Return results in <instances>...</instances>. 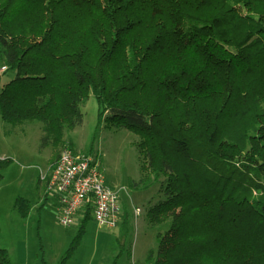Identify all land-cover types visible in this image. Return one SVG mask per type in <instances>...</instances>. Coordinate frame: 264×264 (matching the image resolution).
<instances>
[{
    "label": "trees",
    "instance_id": "16d2710c",
    "mask_svg": "<svg viewBox=\"0 0 264 264\" xmlns=\"http://www.w3.org/2000/svg\"><path fill=\"white\" fill-rule=\"evenodd\" d=\"M263 3L0 0V59L14 74L0 89L4 135L40 122V153L76 150L65 137L93 95L96 133L139 138L134 188L158 183L165 196L148 210L151 228L169 224L149 264H264ZM12 164L0 159V183ZM35 191L40 214L50 199L41 175ZM33 209L18 196L12 212L27 220ZM84 211L58 264L73 260L93 220V207ZM130 221L125 209L119 242ZM0 264H11L1 245Z\"/></svg>",
    "mask_w": 264,
    "mask_h": 264
},
{
    "label": "rangeland",
    "instance_id": "374dc122",
    "mask_svg": "<svg viewBox=\"0 0 264 264\" xmlns=\"http://www.w3.org/2000/svg\"><path fill=\"white\" fill-rule=\"evenodd\" d=\"M136 6L150 16L147 5L136 2L132 10ZM259 8L264 9V3ZM132 10L131 15H134ZM0 75V88L14 76L1 59ZM81 109L84 123L66 135L65 144H72L83 153L94 151L101 158L107 184L121 192L122 216L121 226L115 229L100 227L94 220L90 221L69 264H149L150 252L158 249L156 235L166 232L169 224L151 228L148 210L164 201L165 196L160 192L158 183L148 190L134 188V182L141 177L142 165L136 146L138 136L127 129L115 131L105 126L96 133L99 107L93 95L85 100ZM42 134L43 124L40 122L15 129L11 137L4 136L0 126V159L13 160L0 183V245L9 252L11 264H23L25 261L27 264H41V254H45L48 264H58L77 237L82 222L80 215L70 229L62 228L58 211L61 200L59 195L54 194L42 213L33 209L27 220L12 215V203L18 196L35 201L34 192L40 173H50L64 148L50 147L40 153ZM137 208L141 211L138 217L135 214ZM125 209L131 216L130 230L119 242Z\"/></svg>",
    "mask_w": 264,
    "mask_h": 264
},
{
    "label": "built area",
    "instance_id": "2783aa9c",
    "mask_svg": "<svg viewBox=\"0 0 264 264\" xmlns=\"http://www.w3.org/2000/svg\"><path fill=\"white\" fill-rule=\"evenodd\" d=\"M102 167L101 158L95 153H83L66 145L50 173L40 174L46 193L60 196L62 228L70 229L86 206L93 207V220L98 226L113 229L121 226V197L108 186ZM140 213L139 208L135 209L136 217Z\"/></svg>",
    "mask_w": 264,
    "mask_h": 264
},
{
    "label": "crops",
    "instance_id": "0c3cea01",
    "mask_svg": "<svg viewBox=\"0 0 264 264\" xmlns=\"http://www.w3.org/2000/svg\"><path fill=\"white\" fill-rule=\"evenodd\" d=\"M4 86V84H2V87ZM1 87V88H2ZM0 88V89H1ZM0 126H1V130H2V133L4 134V131H3V123H2V120H1V124H0ZM5 136V135H4ZM11 137V136H10ZM1 157V156H0ZM41 174V173H40ZM109 186V185H108ZM112 190H114L113 188H112ZM114 191H116V192H118L119 194L121 193L120 191H117V190H114ZM34 194H35V197H36V199H35V201L33 202L31 199H29V198H26V197H24V198H26V199H28L31 203H32V205H33V207H34V209H36L38 206H39V199H38V196H37V194H36V191L34 192ZM23 197V196H22ZM51 197V196H50ZM14 202H15V199H14V201H13V203H12V205L14 204ZM36 202V203H35ZM124 204V203H123ZM13 208V207H12ZM85 210V208H83L80 212H79V215L78 216H82V219H83V214H84V211ZM12 215H14L13 214V212H12ZM31 215V214H30ZM15 217V216H14ZM14 224L17 226V223L16 222H14ZM1 236V235H0ZM38 255V254H37ZM23 264H27V262L25 261V262H23Z\"/></svg>",
    "mask_w": 264,
    "mask_h": 264
}]
</instances>
